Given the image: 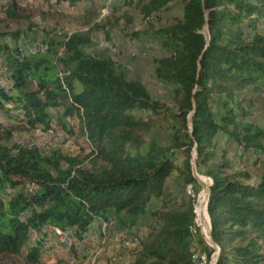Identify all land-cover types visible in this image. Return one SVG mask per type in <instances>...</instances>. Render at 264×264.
Masks as SVG:
<instances>
[{"label": "trees", "instance_id": "obj_1", "mask_svg": "<svg viewBox=\"0 0 264 264\" xmlns=\"http://www.w3.org/2000/svg\"><path fill=\"white\" fill-rule=\"evenodd\" d=\"M172 1L128 4L148 23L145 31L161 40L165 55L154 59V74L174 89L173 106L153 99L113 58L85 52L89 33L46 31L43 48L28 55L0 44L17 91L13 96L0 89V105L21 104L27 125L45 130L52 125V108L63 109L64 117L78 115L95 146L93 156L109 166L93 172L85 159L61 149L46 154L12 143L14 130L0 125V264H13L25 248V260L38 263L44 241L30 245L33 231L46 237V227L75 229L82 238L98 219L136 227L147 214L153 217L151 232L129 264H194L196 242L210 259L214 250L193 233L200 226L198 205L184 195L188 184H198L191 154L196 145V170L212 180L208 215L220 249L216 264H264V168L256 184L249 171L230 173L228 148L236 144L246 159L264 153V129L249 120L242 98L250 86L264 87V0H180L182 17L157 28L153 19H161ZM5 14L30 29L37 26L16 0ZM94 27L106 29L100 23ZM160 123L172 131L168 145L154 135ZM181 150L186 159L178 163ZM9 189L15 193L5 202L2 195ZM155 202L160 206L150 211Z\"/></svg>", "mask_w": 264, "mask_h": 264}, {"label": "rangeland", "instance_id": "obj_2", "mask_svg": "<svg viewBox=\"0 0 264 264\" xmlns=\"http://www.w3.org/2000/svg\"><path fill=\"white\" fill-rule=\"evenodd\" d=\"M11 1L0 0V44H8L12 48L18 47L26 55V53H36L43 48L46 31L55 30L60 35L89 33L91 43L83 48L85 52L98 57L113 58L122 65L129 79L139 80L147 87L153 99L168 106H173L171 99L174 89L159 82L154 74V59L165 55L161 40L157 35L145 31L149 27L148 23L142 20L139 10L128 4L132 0H121L119 3L110 0H16L21 8L32 15L34 22L37 24L33 29L29 28L27 22L7 20L5 10ZM182 15L180 0H173L168 9L160 15L161 19L154 18L153 22H155L157 28H160L172 22L174 18L182 17ZM127 17L131 18V22L126 20ZM88 22L90 25L87 24ZM95 23L104 24L106 29L98 31L94 27ZM113 23L115 26H113ZM18 32L20 34L16 37L15 35ZM138 32H141V34L136 36L135 33ZM1 57L0 55V78L5 77V81L8 82L7 67ZM0 89L5 90L3 82H0ZM242 98H244L245 110L250 114L249 120L264 129V87L255 88L250 86L245 90ZM11 106H2L3 108H1L0 105V110L5 108L9 112H14V114L0 115V125L14 130L12 143L35 146L45 153L52 149H61L65 154L80 156L85 159V167L93 172H101L109 167L93 156L95 146L87 138L86 131L83 132L82 121L78 115L64 117L63 109L52 108L50 110L53 117L52 125L49 130H45L42 126L33 128L28 126L22 109ZM220 107L218 101L214 106V110L218 115L221 113L219 111ZM133 113L138 117L147 116V113L144 112L135 111ZM154 135L164 145L170 144L172 140V131L164 123L158 124L154 130ZM221 143L225 144L223 140ZM228 148L229 160L233 167L230 173L249 171L253 177L252 183L256 184L259 174L264 168V153L251 155L246 159L247 157L241 155V149L236 144H231ZM194 153L195 149L191 153L192 160ZM185 159L186 152L184 150L177 151L178 163L183 162ZM202 178L209 187L212 185L210 178L206 176H202ZM173 181L171 179L170 185H173ZM172 189L175 191L177 187L173 186ZM10 190H8L9 195ZM202 191L203 187L199 183L197 185L188 184L184 195H187V198L194 199V204L197 205ZM9 195H2L3 199H7V197H10ZM159 206L160 202H155L150 211ZM197 211L199 214L198 207ZM199 215L200 226L196 224L193 233L196 239L202 236L205 241L203 225L200 223V221L204 223L203 216ZM97 221L91 225L89 232L85 233L82 238L78 237L75 229L67 230L71 233H67L62 237H64L63 239H70V241L64 243L56 235L46 233L47 238H45L33 231L30 245H35L38 240L44 241L39 262H27L25 257L28 251L25 248L22 255L14 258L12 263L129 264L134 261L135 253L139 251L141 240L150 234L153 217L151 214L141 217L136 227L123 226L115 222L113 228L116 230L112 229L111 225L107 226L102 222L98 225ZM208 221H210V218ZM205 243L208 245L206 241ZM208 247L213 249L210 245ZM194 253V264H211L214 252L211 258L208 259L205 246L201 243L196 242Z\"/></svg>", "mask_w": 264, "mask_h": 264}, {"label": "bare ground", "instance_id": "obj_3", "mask_svg": "<svg viewBox=\"0 0 264 264\" xmlns=\"http://www.w3.org/2000/svg\"><path fill=\"white\" fill-rule=\"evenodd\" d=\"M110 1H114V0H110ZM115 2H117V3H119V2H121V0H115ZM8 71V70H7ZM7 77H8V79H7V81L9 82V83H14L13 82V80H12V78H10V73L9 72H7ZM5 86V85H4ZM5 91V90H4ZM7 94H9V93H7ZM2 100V99H1ZM72 101V100H71ZM13 102V101H12ZM12 102H6V101H3L2 102V104H3V107H8V106H10V105H12L13 106V108L14 107H20L22 110V112H23V108H22V105L21 104H19V103H12ZM11 106V107H12ZM2 106H1V108H3ZM4 110H6L5 108H4ZM19 110V109H18ZM17 110V111H18ZM7 111V110H6ZM21 112V113H22ZM11 114V113H13L14 114V112H9V111H7V114ZM6 114V113H5ZM8 114V115H9ZM24 114V113H23ZM53 150V149H52ZM52 150H50V151H52ZM50 151L49 152H46V154H49L50 153ZM200 179H201V177H200ZM201 181L204 183V184H207V182L206 181H203V178L201 179ZM15 193V191L14 190H10V197L13 195ZM206 191L203 189V191H202V195H201V198H200V200H198V209H199V214H201L202 216H203V221H204V223L203 222H201V224L203 225V229L206 231L207 230V228H209V221H208V214H207V209H206V204H205V201H206ZM6 196V195H5ZM10 197H7V199H4V201L5 202H8V200H9V198ZM30 216V213L29 212H27V213H25L24 215H23V217H22V219L23 220H25V219H27L28 217ZM200 216V215H199ZM111 220V219H110ZM102 222H103V224L104 225H107V226H109V225H111L112 224V221H108V222H105V221H103V220H101ZM206 229H205V228ZM46 230H49V231H51V232H56V236H58L59 238H64V237H62V236H64V235H66L67 233L66 232H64V231H62L61 229H59V228H56V227H46V229H45V232H46ZM46 233H50V232H46ZM68 233H71V232H68ZM50 234H52V235H54L53 233H50ZM40 235H42V234H40ZM43 236V235H42ZM56 236H55V239H56ZM44 237V236H43ZM70 237V236H69ZM84 237V236H83ZM89 237V236H88ZM45 238H47V236L45 237ZM58 238V239H59ZM66 238V237H65ZM72 238V237H71ZM91 239V238H90ZM53 242V241H52ZM67 242V241H66ZM80 242H81V240H80ZM93 242V241H92ZM81 244V243H80ZM77 245V244H76ZM82 246V245H81ZM73 247V246H72ZM79 247V246H78ZM75 248V247H74ZM82 250V249H81ZM73 254V253H72ZM62 255V254H61ZM70 255V254H69Z\"/></svg>", "mask_w": 264, "mask_h": 264}, {"label": "water", "instance_id": "obj_4", "mask_svg": "<svg viewBox=\"0 0 264 264\" xmlns=\"http://www.w3.org/2000/svg\"><path fill=\"white\" fill-rule=\"evenodd\" d=\"M204 33H205V36H206V39H207V44H209L210 34H209V30H208V26L207 25H205ZM195 112H196V104H195V102H193V110L191 111V113H190V115L188 117V127H189V130H190V134L192 136H193V131H192L193 116H194ZM197 160H198V150H197V145H196L194 157H193V160H192V171H193L194 178L198 181V183L206 191L207 195H206L205 204H206V209H207V213H208V202H209V197H210V187L207 184H204L201 181V179H200V177H202V176H200L198 174L197 170H196V162H197ZM208 219H209V216H208ZM203 234H204L205 241L208 243V245H210L214 249V255L212 256L211 264H216L217 258L219 256L220 249L217 246V244L214 242V240H213V238L211 236V224H210V221H209V228H207L206 231L203 230Z\"/></svg>", "mask_w": 264, "mask_h": 264}, {"label": "built area", "instance_id": "obj_5", "mask_svg": "<svg viewBox=\"0 0 264 264\" xmlns=\"http://www.w3.org/2000/svg\"><path fill=\"white\" fill-rule=\"evenodd\" d=\"M28 54L29 53H26V55H28ZM6 73H7V71H6ZM0 82H3L4 83V85H5V92L6 93H9V95H13V96L17 94V91L14 88V83H8V82H6L5 81V77H1L0 78ZM5 113H7L5 110H0V115H5ZM46 232H50V233H53L54 235H56V232H51L49 230H46ZM60 239H61V242L62 243L66 242V241H70V239H63V238H60Z\"/></svg>", "mask_w": 264, "mask_h": 264}, {"label": "crops", "instance_id": "obj_6", "mask_svg": "<svg viewBox=\"0 0 264 264\" xmlns=\"http://www.w3.org/2000/svg\"><path fill=\"white\" fill-rule=\"evenodd\" d=\"M112 214H113V216H114L115 213L112 212ZM101 222H102L101 220H100V221H97L98 225H99ZM113 222H114V221H113ZM102 223H103V222H102ZM116 223H117V221H116ZM119 224H121V223H119ZM113 225H114V223L111 224V226H112L111 228H112V229H113ZM116 232H117V231H116Z\"/></svg>", "mask_w": 264, "mask_h": 264}]
</instances>
